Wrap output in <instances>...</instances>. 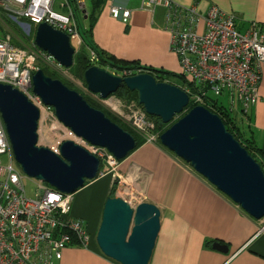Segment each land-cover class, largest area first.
<instances>
[{"label":"water","instance_id":"obj_1","mask_svg":"<svg viewBox=\"0 0 264 264\" xmlns=\"http://www.w3.org/2000/svg\"><path fill=\"white\" fill-rule=\"evenodd\" d=\"M31 31V25L22 23ZM34 41L61 66L74 64L76 49L70 36L47 23L39 24ZM88 90L107 98L121 87L138 92L147 113L169 124L190 103L181 87L158 81L148 72L122 76L93 65L84 73ZM33 92L54 108L72 132L95 146L107 148L118 160L137 147L133 133L91 105L82 93L38 69ZM0 115L18 164L31 177L64 193H75L97 178L100 158L73 140H65L60 153L38 144L40 111L19 89L0 83ZM160 143L189 163L217 189L256 219L264 217V168L227 129L223 119L197 105L160 134ZM161 229V211L152 203L130 204L117 195L106 199L96 241L107 257L120 264H149ZM214 248L227 247L215 243Z\"/></svg>","mask_w":264,"mask_h":264},{"label":"built area","instance_id":"obj_2","mask_svg":"<svg viewBox=\"0 0 264 264\" xmlns=\"http://www.w3.org/2000/svg\"><path fill=\"white\" fill-rule=\"evenodd\" d=\"M74 1L84 10L86 0ZM142 1L166 8V23L171 31L170 48L179 59L182 75L192 84L185 87L190 101L216 110L219 115L225 109L243 116L248 114L260 100L264 69V36L261 30L254 26L241 33L235 16L217 6L201 14L196 6L186 7L175 0ZM110 10L112 16L124 22L131 16L129 9L112 6ZM0 16L20 24L26 34L28 30L22 23L31 26L47 23L68 34L70 39L78 35L71 0H0ZM200 20L206 24L203 32L195 29ZM12 38L9 28L0 34V83L19 89L37 106L40 134L42 121H60L53 107L46 105L33 92L32 84L33 74L39 69V60L48 63L42 57L53 58L44 52L38 54L30 48L18 47L12 43ZM91 54V60L97 61L95 52ZM58 66L61 67L59 63ZM91 94L147 142H157L159 134L155 132V122L136 102L124 103L115 96L103 98L99 94ZM224 94L228 96L230 107L219 101ZM236 101L241 108H235ZM47 134L50 138L45 137L46 140L57 137ZM62 143L57 137V145L60 147ZM91 150L106 166H111L110 169L105 167L99 175H106L108 171L117 174L119 161L112 153L95 145H91ZM54 151L59 153L56 149ZM1 154H8L10 163L2 166L0 160V264H54L55 260L62 259L63 251L74 241L87 246L91 236L83 222L72 214L74 193H64L39 179L36 196L27 195L23 182L25 175L19 166L14 165V152L0 116Z\"/></svg>","mask_w":264,"mask_h":264},{"label":"crops","instance_id":"obj_3","mask_svg":"<svg viewBox=\"0 0 264 264\" xmlns=\"http://www.w3.org/2000/svg\"><path fill=\"white\" fill-rule=\"evenodd\" d=\"M175 1L186 7L196 6L201 14L217 6L235 16L241 33L256 26L264 36V0ZM92 6V0H86L83 10L88 13L84 17L86 27L91 23ZM112 6L129 9V20L124 22L112 16ZM95 14L90 41L103 56L118 64L140 62L180 72L179 59L170 48L171 31L167 27L165 7L142 0H101ZM195 29L205 31V22L200 20ZM81 34L78 30V35L71 38L76 51L83 45ZM92 51L91 48L88 51L90 59ZM108 70L117 73L111 68ZM259 94V102L248 114L235 115L245 135L253 137L262 150L259 158L264 168V69ZM110 96L116 97L115 94ZM91 99L98 103L93 96ZM132 101L141 105L134 99L125 103ZM113 173L97 176L76 192V210L72 207V214L83 222L91 239L87 246L67 247L62 259L55 260L54 264H120L103 254L96 241L106 199L117 195L111 192L118 186L114 180L120 176L121 197L130 204L152 203L161 211V229L149 264H264V217H252L162 144L143 142L119 161L117 174ZM101 180L105 182L100 183ZM89 206L92 209L88 216L94 220L93 225L87 222L88 216L82 214ZM217 242L226 246V251L214 248Z\"/></svg>","mask_w":264,"mask_h":264},{"label":"trees","instance_id":"obj_4","mask_svg":"<svg viewBox=\"0 0 264 264\" xmlns=\"http://www.w3.org/2000/svg\"><path fill=\"white\" fill-rule=\"evenodd\" d=\"M92 9L90 11L89 14V19L91 20V23L89 26H85L84 25V17L85 15H87V11L83 12V10L78 6V4H76V2L74 0H71V6L73 7V9L75 10V14H76V18H77V23H78V30H81V35L83 38V45L81 46V48L76 51L75 55H74V64L68 68V70L70 71V73L77 77L80 78L84 83V73L85 71L90 68L93 65H99L101 67H105V68H111L113 70H115L117 73L118 72H126V73H132V74H136L137 72L141 71V72H148L150 74H152L158 81L161 82H169V83H173L172 80H176L175 77H178V80H176L177 82L176 85L181 87V88H185L186 86L191 87L192 84L190 81H188L183 75L181 74H176L172 71H168V70H164V69H159V68H155L152 66H145L140 64V62H122L121 64H118L108 58H106L105 56H103L102 52H100L99 50H97L95 48V46H93L92 42L90 41V37H91V29L93 24L95 23V13L96 11H98V9H100L101 6V0H92ZM33 24H32V29H33ZM4 27L1 26L0 24V34H2V32H4ZM25 35V34H23ZM25 39H27L26 42H30V43H34V38H33V33L30 32V34L24 36ZM12 43L18 47L24 48L25 45H22L20 42H18L16 40V38H14L12 40ZM35 48H39L37 46H35ZM93 49V51H95V53L97 52V58L98 60L96 62H93L90 59L89 56V50ZM40 49V48H39ZM46 52V51H45ZM38 66L40 69H42L46 75L52 77V78H57L62 80L66 85H68L70 88L73 89V85L65 78L61 77V74L53 69L48 63L44 62L43 60L38 62ZM86 85V83H85ZM78 91V89H77ZM84 97L87 99V101L97 107V108H101L99 107L97 104V102H95L93 99H91L90 96L83 94ZM115 95L121 96L127 100H137L138 99V92L137 91H132L130 90L128 87L124 86L121 87L116 93ZM216 101H218L217 99H215ZM194 105H190L189 108H192ZM213 112L218 113L216 110ZM185 114V112H183L182 114H178L176 115L175 119L173 122H175L176 120H178L180 117H182ZM107 115L115 122L119 123L122 127H124L126 130L132 132L137 140V146L141 145L143 142H145V140L140 137L136 132H134L130 127L126 126L125 124H123L122 122H120L118 119H116L115 117H113L112 115L108 114ZM243 116V115H242ZM155 121L157 122L158 125V130L159 132H163L165 129H167L173 122H170L169 124H164L162 123L161 119L155 116H152ZM221 117L223 119V121L225 122V125L227 126V129L243 144V146H245L248 151L250 152V154L257 160L259 161L261 164L262 162L260 161V156L262 154V150L260 149V147L256 144V142L254 141L253 137H251L250 135H245V131L242 130V127H240L238 121H237V117L235 114H233L232 112H230L229 110L225 109L224 111H222ZM244 117V116H243ZM245 126V125H244ZM263 166V165H262ZM87 183V182H86ZM115 193V188L113 187L111 194ZM75 243L73 244H78V241H74ZM72 244V245H73Z\"/></svg>","mask_w":264,"mask_h":264},{"label":"rangeland","instance_id":"obj_5","mask_svg":"<svg viewBox=\"0 0 264 264\" xmlns=\"http://www.w3.org/2000/svg\"><path fill=\"white\" fill-rule=\"evenodd\" d=\"M87 4H88V2H87ZM20 21V20H19ZM0 24H1V26H3L4 27V29L3 30H5V28H9L10 30H11V33L13 34V38H12V40L14 39V38H16V40L18 41V42H20L22 45H25V47H27V48H30L31 50H34V51H37L38 52V54H41V52L40 51H38L37 49H35L34 48V46H33V43H30V42H26L27 41V39H25L24 38V36H26V35H28V34H30L28 31H27V34L23 31V29L20 27V24H18L17 22H15V24H14V22H10L8 19H6V17L4 18V17H2V16H0ZM31 32L33 33V38H34V33H35V30L34 29H32L31 30ZM23 34H25V35H23ZM78 46V45H77ZM173 52V51H172ZM174 53V52H173ZM175 54V53H174ZM176 55V54H175ZM42 59H45L47 62H48V64L53 68V69H55V70H57L60 74H61V77L62 78H65V79H67L72 85H73V89H75V90H77L78 89V91L80 92V93H82V94H86V95H88V96H90V97H92V94H91V92H89L88 90H87V88L85 87V83L80 79V78H77V77H75V76H73L71 73H70V71L68 70V69H66V72H64V71H62V68L60 67V66H58V63L56 62V61H53V59H48V57H45V56H43L42 57ZM40 61H42V60H40ZM45 62V61H44ZM180 64V63H179ZM39 65V64H38ZM178 69H176V70H174V71H172V72H174V73H176V74H180V72L179 71H177ZM180 71L182 72V68H181V65H180ZM124 74V72H122L121 73V75H123ZM175 79L176 80H178V77H175ZM174 81V80H172L173 81V83L176 85V83L175 82H177V81ZM116 98L117 99H121V101L122 102H126V101H129V100H127V99H125V98H123V97H121V96H118V95H116ZM219 101L221 102V104H223L224 106H226V107H230V103H229V100H228V96L226 95V94H224V95H222V96H220L219 97ZM235 104H236V107L235 108H237V109H239V108H241V104L238 102V101H236L235 102ZM99 107H101L100 109H102V110H104L106 113H108V114H110V115H112V113L109 111V110H107V108L100 102V101H98V104H97ZM139 106V105H138ZM140 107H141V105H140ZM114 115V116H113ZM113 117H115L116 119H118V117H117V115H115L114 113H113ZM176 118V117H175ZM174 118V119H175ZM119 120V119H118ZM150 120H152V121H154L155 122V119L152 117V116H150ZM120 122H122L123 124H125L126 126H128V127H130V125L129 124H127L126 122H124L123 120H119ZM174 121V120H173ZM172 121V122H173ZM237 121H238V119H237ZM245 122H247L248 123V121H247V118H246V120H245ZM238 123H239V121H238ZM239 125L242 127V129H243V125H241V123H239ZM155 126H156V128H158V125H157V122L155 123ZM245 127L247 128V125L245 124ZM47 132H49V133H52V134H54V135H57V137L61 140V142H64L65 140H73V141H75L76 143H78V144H80V145H82L83 147H85V148H87L89 151H92L91 150V144L88 142V141H86L85 139H83V138H80V137H77L68 127H66L64 124H62L60 121H53V122H50V121H42V123H41V130H40V134H39V144L40 145H45V146H47V147H49V148H51V149H56L58 152H60V147L57 145V137H51V139H49V140H46L45 138H44V133H47ZM155 132L156 133H158L159 132V130L158 129H156L155 130ZM140 137H142L143 139H144V137L141 135V134H139V133H137ZM55 139V141H52V140H54ZM99 157V156H98ZM100 158V157H99ZM101 159V158H100ZM0 160H1V164H2V166H7V165H9V163H10V159H9V156H8V154H1L0 155ZM14 165L16 166V167H18L19 166V169L21 170V172H22V174L23 175H25V177H24V179H23V182H24V185H25V189H26V192H27V195L29 196V197H32V198H34L35 196H36V193L38 192V186H37V184H38V178H36V177H31V176H29L27 173H25L24 172V170L21 168V166L17 163V161H15V163H14ZM105 167H107L108 169H110L111 168V166H106V164L105 163H102V160H101V168H100V171L102 170V171H104V169H105ZM106 171V170H105ZM110 173H113V172H110V171H108L107 172V174H110ZM106 174V175H107ZM113 174H115V172L113 173ZM106 175H103V176H99V177H104V176H106ZM116 175V174H115ZM105 180H109L108 178H106ZM90 180H88L87 182H89ZM114 181H116V180H114ZM113 181V182H114ZM103 182H105L104 180H101L100 181V183H103ZM112 182V183H113ZM99 183V184H100ZM115 183H113V185H114ZM118 186H116L115 185V193L117 194V195H119L120 197H121V194H122V189H121V178L119 179V181H118V183H116ZM112 185V184H111ZM125 190H127L128 188H124ZM117 191V192H116ZM123 193H125L124 191H123ZM74 199L75 200H73V206L72 207H74V211L76 210V206H75V203H76V195H77V193L75 192L74 193ZM77 204V203H76ZM90 209H92V206H89V207H87L86 209H84V211L82 212V214H83V216H84V214L86 215V216H88L89 215V211H90ZM72 213H73V209H72ZM87 222L89 223V221H90V224L91 225H93L92 223L94 222V220L93 219H91L90 218V216H88L87 217Z\"/></svg>","mask_w":264,"mask_h":264},{"label":"clouds","instance_id":"obj_6","mask_svg":"<svg viewBox=\"0 0 264 264\" xmlns=\"http://www.w3.org/2000/svg\"><path fill=\"white\" fill-rule=\"evenodd\" d=\"M31 30H32V26H31ZM31 32V31H30ZM29 32V33H30ZM36 45V44H35ZM96 62V61H95ZM61 68L63 69V70H66V69H68V68H65V67H63V66H61ZM125 72V71H124ZM139 72H141V71H139ZM139 72H137V73H139ZM180 74L182 75V73H181V71H180ZM128 75H133L132 73H126L125 72V74L123 75V76H128ZM87 86V85H86ZM88 88V87H87ZM182 89H184L185 90V88H182ZM90 92V91H89ZM92 93V92H91ZM113 95V94H112ZM190 97V96H189ZM190 105H194L191 101H190V103H189V105L187 106V108L185 109V113L186 112H188L191 108H189V106ZM142 106V108L145 110V108L143 107V105H141ZM195 106H197V105H194L193 107H195ZM192 107V108H193ZM54 109V108H53ZM210 110V109H209ZM55 111V110H54ZM146 111V110H145ZM212 112H213V110H211ZM146 113H147V111H146ZM215 113V112H214ZM56 114V113H55ZM148 114V113H147ZM217 114V113H216ZM233 114H236V113H233ZM240 114V113H239ZM219 115V114H218ZM1 116V115H0ZM148 116L150 117L151 115H149L148 114ZM220 117H221V115H219ZM222 118V117H221ZM39 120H40V118H39ZM61 122V121H60ZM62 123V122H61ZM155 123H156V121H155ZM38 124H39V121H38ZM67 127V126H66ZM69 128V127H68ZM134 132H136V133H138L137 131H135L132 127H130ZM70 129V128H69ZM157 129V128H156ZM38 130H39V126H38ZM71 130V129H70ZM166 130V129H165ZM72 131V130H71ZM132 133V132H131ZM162 132H158V134H159V137H158V140H157V142L156 143H160V134H161ZM140 134V133H139ZM38 135H39V132H38ZM135 136V135H134ZM78 137V136H77ZM144 140H145V138H144ZM145 142H147L146 140H145ZM38 144H39V141H38ZM91 144V143H90ZM161 144V143H160ZM40 145V144H39ZM92 145V144H91ZM82 146V145H81ZM100 147V146H99ZM87 149V148H86ZM107 149V148H106ZM108 150V149H107ZM109 151V150H108ZM110 152V151H109ZM60 153V152H59ZM111 153V152H110ZM15 157V156H14ZM16 160V159H15ZM101 160V159H100ZM118 160V159H117ZM118 161H120V160H118ZM18 163V162H17ZM103 163V162H102ZM189 164V163H188ZM98 176H99V174H98Z\"/></svg>","mask_w":264,"mask_h":264},{"label":"flooded vegetation","instance_id":"obj_7","mask_svg":"<svg viewBox=\"0 0 264 264\" xmlns=\"http://www.w3.org/2000/svg\"><path fill=\"white\" fill-rule=\"evenodd\" d=\"M33 46H34V48H35V44H33ZM35 49H37L38 51H40V52H44L45 53V55H47L48 53L47 52H45L44 50H42V49H39V48H35Z\"/></svg>","mask_w":264,"mask_h":264},{"label":"bare ground","instance_id":"obj_8","mask_svg":"<svg viewBox=\"0 0 264 264\" xmlns=\"http://www.w3.org/2000/svg\"><path fill=\"white\" fill-rule=\"evenodd\" d=\"M45 137H46V138H48V137L50 138L49 134H47V133L45 134L44 138H45ZM99 176H100V175H99ZM118 181H119V179L117 178V181H115V182L118 183ZM128 193H130V192H128Z\"/></svg>","mask_w":264,"mask_h":264}]
</instances>
